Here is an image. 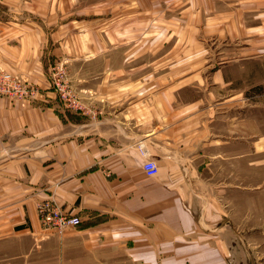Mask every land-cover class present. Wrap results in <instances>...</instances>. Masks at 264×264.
Returning <instances> with one entry per match:
<instances>
[{
  "label": "crops",
  "instance_id": "obj_1",
  "mask_svg": "<svg viewBox=\"0 0 264 264\" xmlns=\"http://www.w3.org/2000/svg\"><path fill=\"white\" fill-rule=\"evenodd\" d=\"M153 1L177 11L183 18L178 21L194 30L183 36L186 43L211 30L228 39L241 36L242 28L252 33L264 27V5ZM212 5L224 8L216 20L204 19ZM250 16L258 22L247 27ZM46 28L0 14V68L38 87L30 99H0V264H233L220 206L226 185L212 182L211 175L240 163L242 87L236 70L242 61L264 58V37L249 45L248 58L236 51L215 66L195 62L209 60L208 53L169 51L161 56L163 67L146 69L138 50L116 53L123 61L119 68L112 63L115 53L106 51V67L95 69L87 65L101 53L68 55L67 38ZM174 33L154 38L171 45ZM177 57L185 62L177 66ZM66 61L62 80L79 107L52 85L55 67ZM145 76L154 78L147 82ZM216 87L229 94L213 106ZM231 121L233 137L227 140ZM147 157L158 163L155 177L144 174ZM44 200L79 216L81 225L62 232L43 228L37 203Z\"/></svg>",
  "mask_w": 264,
  "mask_h": 264
},
{
  "label": "rangeland",
  "instance_id": "obj_2",
  "mask_svg": "<svg viewBox=\"0 0 264 264\" xmlns=\"http://www.w3.org/2000/svg\"><path fill=\"white\" fill-rule=\"evenodd\" d=\"M213 1L210 0L211 3ZM231 1L233 0H225L223 5ZM241 2L254 6L264 5V0H241ZM223 5L216 7L212 5L206 8V10L214 11H211L204 19L216 20L218 8L223 9ZM144 7L148 14L145 17L146 22L141 23V0H0V14L8 17V20L20 22L34 20L45 25L50 35L66 37L68 47L71 48L68 55L71 53L84 55L89 50L101 53L91 64L87 65L88 62L81 61L82 64L95 69L106 67V60L102 55L106 51L115 53L112 63L114 67L119 68L123 67V61L116 53L123 51L133 53L138 50L141 52V64L145 65L146 69L154 66L163 67L164 61L161 56L169 51L174 55L182 52L208 53L209 60L199 59L195 62L201 66L208 63L215 66L229 61L236 51H240L248 58L253 53L249 45L255 47L253 42L264 37V27L254 29L252 33H250L251 30L242 28L241 36L228 39H219L213 33L214 30H211L209 33L204 32L205 34L195 36L194 41L189 38V42L186 43L183 36H190L193 29L187 30L185 24L178 21L182 17L177 11H168L166 5L153 0H146ZM162 9H164L163 12ZM225 10H228L227 5ZM155 11L158 14H154ZM245 18L247 27L256 25L258 22L252 19V16ZM154 19L161 20L162 26L154 24ZM148 20H151L150 25ZM173 21H178L173 29H163L164 25H167L166 22ZM171 31H175V44H162L159 39L154 38L170 34ZM235 39L239 40L233 41ZM246 45L248 49H241V46L246 47ZM258 45L262 46V44ZM178 57L174 63L177 66L185 62ZM69 64L70 61L60 62L55 67L54 76L51 77L52 85L56 86V81L64 77L66 66ZM189 65L191 61H188ZM59 70L61 72L57 75ZM231 73L234 74V68ZM236 73L240 77L242 87L241 160L240 163L236 161L235 169L233 162L231 165L226 164L224 171L211 175V181L226 185L224 204L221 203L220 206L225 212L224 238L230 246L226 247L227 259L233 261V264H264V58L257 62L242 61L241 68L236 70ZM207 74L205 81L211 86L212 76L210 72ZM130 77L136 79L137 75ZM153 78L145 76L147 82ZM161 78L167 80L165 77ZM21 79L24 80L22 77ZM143 80L144 78L141 81ZM63 83L67 89L68 82ZM211 90L214 91V96L209 99V103L215 106L219 104V99L224 93H221L217 87ZM227 94L229 93L224 95ZM183 96L185 100L192 99L190 94H183ZM31 97H21V99ZM231 114L233 116L232 112ZM226 132L227 140L233 137L232 121L230 131L227 124Z\"/></svg>",
  "mask_w": 264,
  "mask_h": 264
},
{
  "label": "built area",
  "instance_id": "obj_3",
  "mask_svg": "<svg viewBox=\"0 0 264 264\" xmlns=\"http://www.w3.org/2000/svg\"><path fill=\"white\" fill-rule=\"evenodd\" d=\"M60 72L61 70L57 72V75ZM63 82L62 79L56 81V88L61 97L65 99L70 106L79 107L78 100L69 93ZM37 93V88H35L30 82L22 80L21 77L11 71L0 68V99H20L21 97H31ZM143 171L149 178L158 175L159 166L156 160L147 157V160L143 164ZM37 211L40 224L46 229L62 232L81 225V218L79 216L65 212L51 200L38 202Z\"/></svg>",
  "mask_w": 264,
  "mask_h": 264
}]
</instances>
